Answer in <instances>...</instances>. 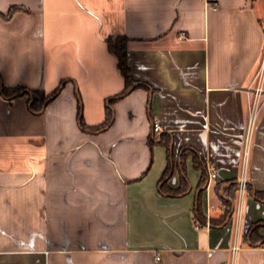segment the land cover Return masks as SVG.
Here are the masks:
<instances>
[{
  "label": "crops",
  "instance_id": "0c3cea01",
  "mask_svg": "<svg viewBox=\"0 0 264 264\" xmlns=\"http://www.w3.org/2000/svg\"><path fill=\"white\" fill-rule=\"evenodd\" d=\"M263 56L264 0H0L1 88L59 87L0 89V264H264Z\"/></svg>",
  "mask_w": 264,
  "mask_h": 264
},
{
  "label": "trees",
  "instance_id": "16d2710c",
  "mask_svg": "<svg viewBox=\"0 0 264 264\" xmlns=\"http://www.w3.org/2000/svg\"><path fill=\"white\" fill-rule=\"evenodd\" d=\"M11 12V11H10ZM106 45L107 48L110 52L114 53L117 58H118V68L122 74V76L124 77V81H125V87L124 90L120 93V95H118L117 97L111 99L109 101V104L111 105L113 103V101H115L116 99L126 95L127 93H129L130 91L134 90L137 87H144L143 84L135 82L133 80L130 68L127 65V61H126V47H125V43H126V37H122V36H114V37H108L106 40ZM0 89L2 90V93L5 96H18V95H27L30 101V106L31 109L35 112H39L43 106L46 104V102L54 97L58 91H59V87L52 93L51 96H43L42 93L40 92H36V91H26L22 88H15V89H8V88H1V83H0ZM113 120V111L112 109L109 107L106 110V117H105V121L103 122V124H101L98 127L93 128V131H100L106 127H108L111 122ZM82 124V123H81ZM83 125V124H82ZM83 127V126H82ZM155 139V138H154ZM152 142H155L156 139ZM160 143H162L163 145H165L168 150L170 148V141L168 138L165 137H160ZM171 167L168 166L166 168V170L164 171L162 178H161V182L162 184L166 181V179H168L170 177L171 174ZM205 176H207L206 171L204 172ZM207 178V177H206ZM204 178L201 182V185L205 184V179ZM239 182L238 181H234V182H229L228 184V189H227V198L228 200L224 201V203L226 204L225 207V211L224 214L221 216L220 219H218L217 221H213V220H209L207 221L206 219H204L201 216L200 213V200L198 198L197 201V208H196V214H195V221L197 223L198 226L201 227H205L207 224L209 225V227H213V226H218V225H222L226 222V220L228 219L229 215L232 212V204L231 201L234 200V194L233 192L235 191V193H237V191L239 190ZM160 190H163L162 187H160ZM245 191H248V184L247 182L245 183ZM173 194L178 193L177 191L172 192ZM260 227H264V221L263 222H258L256 224H254L252 226V228L250 229V233H249V237H250V241L251 242H259L261 241L260 238H257L256 241H254L253 236H255L257 234V231Z\"/></svg>",
  "mask_w": 264,
  "mask_h": 264
},
{
  "label": "built area",
  "instance_id": "2783aa9c",
  "mask_svg": "<svg viewBox=\"0 0 264 264\" xmlns=\"http://www.w3.org/2000/svg\"><path fill=\"white\" fill-rule=\"evenodd\" d=\"M208 7H210L213 10L217 9V5L216 4H211L208 3ZM179 38H184L183 34H179ZM255 81L257 82V85L255 88H250L249 91L253 93L254 99L251 105V111H250V116H249V122L250 124L253 123V120L255 118V112L257 111V102L259 101L261 96H264V56L262 58V62L260 64V68L256 74L255 77ZM254 81V82H255ZM160 128L157 124H153L152 126V132L154 134H158L160 133ZM207 172H208V179L209 182L211 180H214L216 178V172H215V168L213 165H209L207 168ZM245 191V180H240L239 182V192H244ZM197 228H201V226L196 225ZM205 227H209V225L207 224ZM154 260L156 261H160L161 260V256L160 254L156 253L154 256Z\"/></svg>",
  "mask_w": 264,
  "mask_h": 264
},
{
  "label": "rangeland",
  "instance_id": "374dc122",
  "mask_svg": "<svg viewBox=\"0 0 264 264\" xmlns=\"http://www.w3.org/2000/svg\"><path fill=\"white\" fill-rule=\"evenodd\" d=\"M256 85H257V82L255 81V82L253 83V86H252V88H255V87H256Z\"/></svg>",
  "mask_w": 264,
  "mask_h": 264
}]
</instances>
